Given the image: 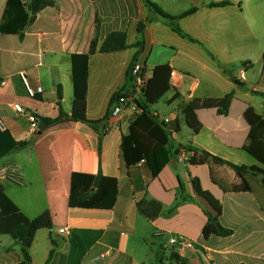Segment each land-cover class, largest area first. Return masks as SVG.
<instances>
[{"label": "crops", "instance_id": "crops-1", "mask_svg": "<svg viewBox=\"0 0 264 264\" xmlns=\"http://www.w3.org/2000/svg\"><path fill=\"white\" fill-rule=\"evenodd\" d=\"M51 1L54 6L40 11L22 38L0 33V83L5 82L0 84V117L15 141L32 140L28 149L0 157V166L13 165L19 172L22 180L16 185L22 186V193L12 196L3 184L8 181L0 185L27 218L47 210L52 222L50 230L36 232L28 249L31 264H164V260L170 264H264V184L260 177L239 176L212 163L190 165L191 153L182 148L189 146L234 165L264 169L243 150L249 131L244 111L251 107L264 117V0H150L172 16L195 9L177 22L184 36L146 8L143 0ZM224 2L228 4L212 6ZM5 3L0 0V20ZM139 23L144 24L141 32ZM112 32L125 33L127 48L98 52ZM92 47L95 51L90 54ZM73 55L89 56L86 118L97 121L109 113L108 119L97 130L65 120L38 134L37 117L58 115V87L60 108L71 114ZM132 62L142 65L147 78L157 65L175 72L169 78L165 107L154 104L150 108L159 123L167 119L168 128H178L169 138L171 158L155 178L145 163L126 167L120 159L122 137L140 110L126 108L117 117L111 115V98L126 85ZM20 73L30 88L39 87L41 92L29 97ZM127 91L130 96L129 87ZM174 95L177 99L170 102ZM226 95H231L227 115H218L214 109L198 111L201 127L194 134L181 107ZM14 105L25 115L18 114ZM29 116L36 119V130L31 129ZM138 142L146 146L148 140ZM72 173L115 178L114 206L69 207ZM195 180L219 202L218 222L230 235H202L205 213L216 214L197 194ZM144 198L162 206L153 221L136 208ZM60 229L66 232L59 233ZM6 236L0 235V264L22 262L21 246ZM173 238L177 242L170 244ZM158 249L162 252L159 261Z\"/></svg>", "mask_w": 264, "mask_h": 264}, {"label": "trees", "instance_id": "trees-1", "mask_svg": "<svg viewBox=\"0 0 264 264\" xmlns=\"http://www.w3.org/2000/svg\"><path fill=\"white\" fill-rule=\"evenodd\" d=\"M144 5L153 14L165 20L171 28L180 35H183L177 22L195 9L179 15L172 16L160 9L150 0H143ZM228 2L212 4V6L226 5ZM51 0H6L5 7L0 20V33L18 35L23 37L24 29L32 24L37 14L45 8L53 7ZM144 28L143 23L137 26L138 32ZM136 43L135 46H139ZM127 48L126 35L123 32L110 33L100 45L98 52L112 53ZM92 47L90 54L94 53ZM88 55H73L71 57V79L73 83L72 110L67 116L60 108L61 90L57 89L58 115L55 118H40L39 132L63 122L65 120L85 123L97 130L99 126L103 128L104 122L108 119L109 113L102 119L90 121L86 118V88L88 76ZM135 62L131 63L130 69ZM130 69L127 75L126 85L119 89L111 98L110 107L120 97H127V88L131 86ZM144 72V70H143ZM145 73V72H144ZM170 68L167 65H157L152 69L150 77L147 79L142 95L136 101L140 113L133 119L127 135L122 137L120 145V159L126 167L133 166L139 162L145 163L152 178H155L162 168L169 162L171 151L169 138L172 132H178V128H168L164 123H159L150 112L151 106L156 104L171 89L169 81ZM177 99L174 95L170 102ZM231 95H226L221 99H198L181 107V114L185 123L194 134L198 133L201 124L197 117L200 110H216L218 115L226 116L230 105ZM243 118L249 126L246 143L243 150L253 157L260 165L264 166V117L256 114L251 107H248ZM147 139L146 146L139 144L138 140ZM32 145V140L15 141L9 132H0V157H4L12 152H21ZM191 155L188 158L190 165L217 164L232 169L237 175L259 176L264 184V169L258 167H246L244 165H234L219 157L211 155L192 147H182ZM197 194L205 199L214 209L215 216L205 213L206 223L202 228V235L225 237L231 231L223 228L218 222L221 214V206L208 192L203 191L197 180L194 181ZM243 189H246L243 188ZM118 194L117 181L112 177H104L101 174L90 175L72 173L70 177V188L68 196V206L72 208L84 209H110L114 206ZM138 212L147 220L153 221L162 212V206L155 200L142 199L137 202ZM52 226L50 213L46 210L33 219L27 218L19 208L4 193L3 186L0 185V235L9 236L14 242L21 246L23 261L17 264H31L28 249L34 241L37 231L50 230ZM52 246L54 244L52 243ZM53 248L49 251L48 259L53 255Z\"/></svg>", "mask_w": 264, "mask_h": 264}, {"label": "built area", "instance_id": "built-area-1", "mask_svg": "<svg viewBox=\"0 0 264 264\" xmlns=\"http://www.w3.org/2000/svg\"><path fill=\"white\" fill-rule=\"evenodd\" d=\"M130 91L131 95L127 97H120L118 98L113 105L111 106L112 111L111 115L112 117H117L124 109H130L132 111L138 110V107L136 105V101L139 99V97L142 95L143 89L147 82V77L145 73L143 72L142 65L135 63L134 66L130 69ZM175 76V72L170 71L169 78L172 79ZM20 78L22 79L26 93L29 97H33L36 92H41V89L37 87L35 90L30 88L28 84L26 83L25 77L23 73H20ZM1 85H4L5 82H1ZM14 110L20 114L25 115L24 110L19 105L13 106ZM28 119L30 120V127L33 130H36L38 128V123L36 119L32 116H29ZM164 123H168L167 119L163 120ZM5 131L4 123L0 117V132ZM21 176L17 169L13 165H1L0 166V181H8L14 184H20L21 183ZM66 229H60L59 233H65ZM170 244H175L177 240L175 238L170 239ZM185 247L190 248L191 245L189 242H184Z\"/></svg>", "mask_w": 264, "mask_h": 264}, {"label": "rangeland", "instance_id": "rangeland-1", "mask_svg": "<svg viewBox=\"0 0 264 264\" xmlns=\"http://www.w3.org/2000/svg\"><path fill=\"white\" fill-rule=\"evenodd\" d=\"M232 72H234V69L232 70ZM169 95H170V94H166L164 97H162V98L158 101V103L155 104V106H156L157 108H159V109H163V107H165V100H166V98H167ZM259 112H261V111L259 110ZM3 184L9 187L8 192H10V194H13L12 196H14L15 192H16V193H22V192H21V191L23 190L22 186H19V185H16V184H12V183L9 184V182H3ZM5 239L12 240L9 236H6ZM169 252H170L169 250H167V251L164 252L165 255H166L167 257H168V255H169ZM157 254H158V261H159L160 257H162V252H161V250L158 249V250H157ZM164 264H170V263H169L168 260H164Z\"/></svg>", "mask_w": 264, "mask_h": 264}, {"label": "water", "instance_id": "water-1", "mask_svg": "<svg viewBox=\"0 0 264 264\" xmlns=\"http://www.w3.org/2000/svg\"><path fill=\"white\" fill-rule=\"evenodd\" d=\"M231 80H232V82L236 83V79L234 77L231 78ZM38 134H40V132Z\"/></svg>", "mask_w": 264, "mask_h": 264}]
</instances>
